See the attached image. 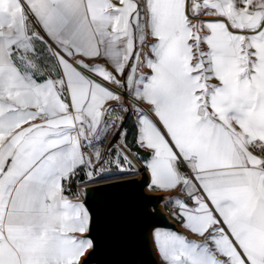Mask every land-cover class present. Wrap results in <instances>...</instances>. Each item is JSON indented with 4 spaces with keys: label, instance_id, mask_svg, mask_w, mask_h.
I'll use <instances>...</instances> for the list:
<instances>
[{
    "label": "snow or ice",
    "instance_id": "obj_1",
    "mask_svg": "<svg viewBox=\"0 0 264 264\" xmlns=\"http://www.w3.org/2000/svg\"><path fill=\"white\" fill-rule=\"evenodd\" d=\"M130 176L161 264H264V0H0V264H88Z\"/></svg>",
    "mask_w": 264,
    "mask_h": 264
},
{
    "label": "water",
    "instance_id": "obj_2",
    "mask_svg": "<svg viewBox=\"0 0 264 264\" xmlns=\"http://www.w3.org/2000/svg\"><path fill=\"white\" fill-rule=\"evenodd\" d=\"M127 180L138 183L115 189L112 209L98 215L93 234L101 244L88 257V264H113L114 261L147 264L138 246L141 227L153 222L170 225L162 213L146 211L159 196L144 194V187L141 186L143 179L134 176Z\"/></svg>",
    "mask_w": 264,
    "mask_h": 264
},
{
    "label": "rangeland",
    "instance_id": "obj_3",
    "mask_svg": "<svg viewBox=\"0 0 264 264\" xmlns=\"http://www.w3.org/2000/svg\"><path fill=\"white\" fill-rule=\"evenodd\" d=\"M145 195H156L151 193L146 187H144ZM147 212H160L167 218L170 225L162 222H153L151 224L143 225L140 231V241H139V250L141 251L143 257L147 264H161L160 257L156 254L153 240H152V229L153 227H162V228H172L177 231H182L180 225L171 218L168 214L167 209L161 204L158 200L156 203L150 204L146 208Z\"/></svg>",
    "mask_w": 264,
    "mask_h": 264
},
{
    "label": "crops",
    "instance_id": "obj_4",
    "mask_svg": "<svg viewBox=\"0 0 264 264\" xmlns=\"http://www.w3.org/2000/svg\"><path fill=\"white\" fill-rule=\"evenodd\" d=\"M138 179H140L141 177L140 176H136ZM151 192V191H150ZM151 193H153V194H156V195H158V196H160L161 195V193H158V192H151ZM91 264H95V263H91Z\"/></svg>",
    "mask_w": 264,
    "mask_h": 264
},
{
    "label": "bare ground",
    "instance_id": "obj_5",
    "mask_svg": "<svg viewBox=\"0 0 264 264\" xmlns=\"http://www.w3.org/2000/svg\"><path fill=\"white\" fill-rule=\"evenodd\" d=\"M132 177H134V176L127 177L126 179H130V178H132ZM140 179L142 180V179H143V177H141Z\"/></svg>",
    "mask_w": 264,
    "mask_h": 264
}]
</instances>
